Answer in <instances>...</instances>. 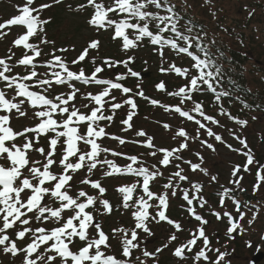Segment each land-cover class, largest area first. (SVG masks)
<instances>
[{
    "label": "snow or ice",
    "instance_id": "obj_1",
    "mask_svg": "<svg viewBox=\"0 0 264 264\" xmlns=\"http://www.w3.org/2000/svg\"><path fill=\"white\" fill-rule=\"evenodd\" d=\"M63 2L23 0L0 22V41L13 27L23 29L0 56V255L7 264H161L167 250L179 264H227L229 253L211 247L209 217L226 223L225 235L234 240L246 231L248 213L251 226L264 207V200L248 198L264 189V156L249 146V120L240 115L246 109L264 114V103L244 98L251 89L228 74L235 62L218 33L210 35L192 15L189 0L68 4L91 33L71 60L76 43L50 40L51 17L44 15ZM205 6L218 20L213 0H203ZM145 49L167 78L156 81L154 91L175 103L146 94L134 70ZM140 100L176 123L154 121L163 133L137 128ZM117 123L120 132H109ZM220 148L243 158L230 165L227 184L205 167V153L219 156ZM245 174L253 178L250 194ZM174 209L180 219L172 217ZM154 228L166 235L150 251ZM184 232L188 238L176 243Z\"/></svg>",
    "mask_w": 264,
    "mask_h": 264
},
{
    "label": "rangeland",
    "instance_id": "obj_2",
    "mask_svg": "<svg viewBox=\"0 0 264 264\" xmlns=\"http://www.w3.org/2000/svg\"><path fill=\"white\" fill-rule=\"evenodd\" d=\"M202 1L192 0L191 2H193L194 6H197V5L199 6L200 3H202ZM259 1H262L264 3V0H259ZM253 2H254L253 0H224V1H219V2L218 0H213V4L215 6V10L217 11V13L226 14L230 16L233 21L237 20L238 22H240L239 28L241 30H237V33L234 36H232L231 34L227 36L228 37L227 44L229 46L235 47L236 45L232 44V42H234L236 44H242L241 46L246 48L247 50H252L256 56L254 59L258 62L257 65L264 69V11L259 10L258 8H255L252 18L247 20V17H248L247 11L244 10L245 6H247V9L249 11H252L253 4L251 3ZM200 8L203 9V10H200L201 14L209 12L204 7H201V5H200ZM194 9L198 10L199 8H194ZM3 10L5 11L6 9H3ZM14 11L15 10L9 12L8 15L10 16L14 15L15 13ZM3 16L6 17L7 15H3ZM217 17L218 19L221 18L219 17V15ZM60 22L61 24L58 25V27L56 28L57 30L52 31L54 38H55L54 40L57 41L58 46H60L61 44L76 43V52L69 53L73 55L72 57H74L80 49V43L82 42V39L86 37L87 35H90L91 33L84 31L85 24L80 18H77V17L74 18L66 14L65 16L61 18ZM218 23L222 24V21ZM17 31H18L17 28H13L11 32L9 33V35L7 36V38L4 41H0V56L5 55L6 49L8 48L7 41L13 38L15 34L17 33ZM239 31L241 33H244L242 37L245 36L244 38H247L242 43H241L242 39H240L237 35ZM229 32L231 33L230 30ZM246 35L248 37H246ZM232 38L234 40H232ZM145 53L147 54L144 56ZM145 53H143L142 58L148 59V62H151L150 58H154V57H150L148 51ZM108 54H110V51L108 52ZM155 68L156 67L154 66V64H153V67L147 68L148 77L143 80V87H145L146 92L148 94L150 93L151 95H155L153 91V84L159 79H164L156 75ZM143 72H145V70H143ZM246 78L248 79V82H249L247 83L248 86L251 87L252 86L250 85L251 84L250 82H252L251 79L249 77H246ZM147 81H149L148 84H146ZM134 84L132 82L129 85L131 86ZM145 116L148 117V119H145V117H143L139 119L138 121H136L137 127H140V128L143 127L150 134L154 131H159L160 133H163L162 128L157 129V125L154 123V121L156 120L161 121V123L165 121L171 122L173 124L176 123V121H170L168 117L166 118V116H164L163 114L159 112H154L153 114L150 113L149 115H145ZM258 117L259 119L255 121L254 123H252L251 125H249L248 128L245 130L244 136L247 138V142L249 146L255 152L257 158H260L261 156H264V141L260 140V135L264 134V114ZM13 123L16 127H19L21 123H26V122L14 121ZM115 126L116 127H111L110 130H114L115 132L119 133L120 127L118 125H115ZM191 127H194V125H191ZM216 130L221 131V132L223 131L222 129H216ZM225 139H227L228 142L232 143L235 147H240L238 142L228 138L227 135H225ZM161 142H162L161 140L159 139L157 140V143H161ZM205 157L207 160L205 167L212 169L214 172H219L221 183H224V184H227L230 165L234 163H240L242 162V159H243L240 155L236 153H230L227 149H224V148H220L219 156H216L212 154L211 152H206ZM243 183L245 187L248 189V193H251V187L253 183L252 176L245 174V181H243ZM109 184H113V183H109ZM110 196H112V193H110ZM257 196H259L261 199L264 200V189H262L257 194ZM178 215L180 216L179 213ZM211 223H212V227L207 229V233L210 236V238H212L213 243L216 244L213 246L215 248H218L217 246H219L221 247V252H225V239L222 236L225 226L213 220L211 221ZM245 223H244V227L246 226ZM253 224H254V227H257V225L259 224V219H257V221H255ZM214 229H215V232L213 231ZM252 234L253 236H251V238H245V239L242 238L243 242L246 239H248L250 241H253L255 244L257 242V244L261 245L259 240L257 239L258 235L255 233V231H253ZM216 238H219V239L216 240ZM180 242H182V240ZM243 242L241 240L240 245H239V250L238 251L236 250L235 254L233 253L234 255H232L231 257V262L233 264H246L250 260L251 256H253L252 254L257 250L256 246H253L251 249H249L248 246H244ZM231 245H230V242H228L226 247H228V249L230 250L229 246ZM259 250L264 252L263 249H259ZM164 254L166 255L162 256V260H164L163 257L167 256L168 251L164 252ZM0 258L4 260L5 257L3 255H0ZM5 260H6L5 262H7L6 258ZM165 263L166 264H179L178 262L177 263L169 262V260L165 261ZM184 263L192 264V262L190 261H186ZM258 264H264V255L261 256V259L258 262Z\"/></svg>",
    "mask_w": 264,
    "mask_h": 264
},
{
    "label": "trees",
    "instance_id": "obj_3",
    "mask_svg": "<svg viewBox=\"0 0 264 264\" xmlns=\"http://www.w3.org/2000/svg\"><path fill=\"white\" fill-rule=\"evenodd\" d=\"M0 1H3V0H0ZM191 1L192 0H189V2L193 4V2H191ZM219 1H224V0H218V2ZM253 1L254 2L251 4H253L252 8L254 11H255V8H258L259 10L264 11V3L262 1H259V0H257V1L253 0ZM6 2H7V4H5V5H6V8H8V7L12 6L13 4L15 5L16 0H7ZM47 2H51V0H37V4L47 3ZM77 2H78V0H64V2L62 4L54 5L51 9L45 10L44 15L46 17H51V23L49 25H47V33H48V38L50 40L55 39L52 31L57 30L56 28L58 27V25L61 24V22H60L61 18L63 16H65L66 14H68L69 16L74 17V18H76V17L80 18L84 22L83 16L75 14V13L69 11V9H68V4L75 5ZM177 2H179V0H177ZM0 5H2V4H0ZM5 5H3V6H5ZM200 5L194 6V8L196 7V8L202 9V8H200ZM12 10H14V8ZM221 14H223V13H220V15ZM3 15H4V12H0V22L8 19V18L4 17ZM192 15L195 17V19L198 22L204 24L206 26V28L210 30V35L213 33H218V41H219L220 45L226 51V54L235 62V70L232 72H229L228 74L233 76V78L237 80V82L239 83L240 86H242L244 88L251 89V92L249 94H247L244 98L249 103H253V104L257 103V102L264 103V69L257 65L258 62L254 59L256 57L255 54L253 53L252 50H247L246 48L242 47L241 46L242 44H236V43L232 42V44L236 45L235 47L229 46L227 44V40H228L227 36H229L230 34L232 36H234L237 33V30H241L239 28L240 22H238L237 20L233 21L230 16L223 14L221 16V20L217 21V23L222 21V24L220 23V25H223L224 27L228 28V30L231 31V33L229 31L227 33H225V32L220 30V25L214 26V30H212L211 25L213 26V24L210 23L211 25H209V18L207 19L206 16H203V15L201 16V14H198L197 10L193 11ZM249 19L250 18L247 17V20H249ZM243 34L244 33H241L240 31L237 34L238 37L240 39H242L241 40L242 42L245 39H247V38H244L245 36L242 37ZM246 37H248V36L246 35ZM232 40H234V39L232 38ZM213 51H215V49H213ZM136 66H137V68H136ZM140 67L151 68L152 66L149 64L144 65L143 60H140L139 63L135 64L134 69L140 70ZM225 67L227 68V67H229V65L226 64ZM121 71H123V69H121ZM246 77H249L251 79V81H252V82H250L251 83L250 85H252L251 87L248 86L247 83H249V82H248V79ZM134 83H135V81H133V84ZM148 83H149V81L146 82V84H148ZM143 88L146 92L145 87H143ZM146 94H147V92H146ZM160 99H162V98H160ZM162 100H164V102H166V103H175V100H172L171 98H167V99L163 98ZM138 103H139V117L136 118V120H135L136 127H137L136 121H138L139 119H141L143 117H146L145 115H149L150 113L153 114L154 112L162 113V111L160 109H158V108L154 109L153 107L147 105L144 101L142 102V100L138 101ZM240 107L241 106L239 105V103H237L232 107L231 110L234 114H236V113H238ZM208 111L211 113L212 109L209 107ZM257 111L258 112L256 114V111H250V110L246 109L244 111V113H242L240 115H241V118H247L249 120V125H250L253 122L251 120V117L253 115H256V116L263 115L259 110H257ZM117 120H119V116L117 117ZM137 128H139V127H137ZM111 199L113 201H115V199H116L115 194H114V196H111ZM178 212L179 211L174 209L171 213L172 217L176 218V219H180L177 216ZM126 226H127V223H126ZM105 230L107 231V221H105ZM153 231L155 232V235L151 238H148V240L150 242L147 243V244L151 245V247L157 246L160 243L164 242V236L166 235L165 233H163L161 231H157L155 228L153 229ZM142 239H144L143 236H142ZM178 241H177V243H178ZM163 258H164V260L160 259L161 264H166L165 261H168V257L165 256Z\"/></svg>",
    "mask_w": 264,
    "mask_h": 264
},
{
    "label": "water",
    "instance_id": "obj_4",
    "mask_svg": "<svg viewBox=\"0 0 264 264\" xmlns=\"http://www.w3.org/2000/svg\"><path fill=\"white\" fill-rule=\"evenodd\" d=\"M256 259L258 260V259H259V257H256Z\"/></svg>",
    "mask_w": 264,
    "mask_h": 264
}]
</instances>
